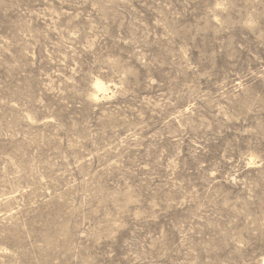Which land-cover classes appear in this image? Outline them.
<instances>
[{
    "label": "rangeland",
    "instance_id": "obj_1",
    "mask_svg": "<svg viewBox=\"0 0 264 264\" xmlns=\"http://www.w3.org/2000/svg\"><path fill=\"white\" fill-rule=\"evenodd\" d=\"M263 263L264 0H0V264Z\"/></svg>",
    "mask_w": 264,
    "mask_h": 264
},
{
    "label": "bare ground",
    "instance_id": "obj_2",
    "mask_svg": "<svg viewBox=\"0 0 264 264\" xmlns=\"http://www.w3.org/2000/svg\"><path fill=\"white\" fill-rule=\"evenodd\" d=\"M95 85L97 86L98 89H104L105 86H104V83L100 80H98ZM264 264V263H263Z\"/></svg>",
    "mask_w": 264,
    "mask_h": 264
}]
</instances>
